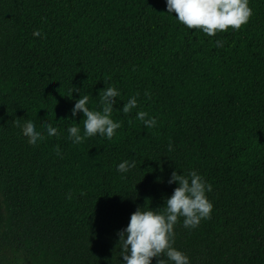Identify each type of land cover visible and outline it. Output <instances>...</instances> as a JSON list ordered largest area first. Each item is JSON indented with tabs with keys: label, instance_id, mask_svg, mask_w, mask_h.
<instances>
[{
	"label": "trees",
	"instance_id": "obj_1",
	"mask_svg": "<svg viewBox=\"0 0 264 264\" xmlns=\"http://www.w3.org/2000/svg\"><path fill=\"white\" fill-rule=\"evenodd\" d=\"M249 6L240 30L208 36L166 0H0V264H124L118 232L138 207L162 210L173 171L212 185L211 218L174 226L189 264H264V0ZM107 87L122 126L74 144L75 102L102 110Z\"/></svg>",
	"mask_w": 264,
	"mask_h": 264
},
{
	"label": "clouds",
	"instance_id": "obj_2",
	"mask_svg": "<svg viewBox=\"0 0 264 264\" xmlns=\"http://www.w3.org/2000/svg\"><path fill=\"white\" fill-rule=\"evenodd\" d=\"M166 5L168 13L174 12L181 24L189 29L201 30L208 36H215L218 32H225L230 28L240 30L253 15L249 0H166ZM33 35L40 37L42 33L35 31ZM216 46L223 47V42L217 40ZM73 91L80 90L70 89L69 98ZM119 95L120 93L114 87H107L100 91L99 100L102 110H90L89 95L81 96L75 102L72 115L75 117L78 112L83 113L84 134L81 135L79 127L72 126L68 129L69 139L74 144H80L86 137L99 134L111 140L116 130L122 126L121 123L111 118L114 111L113 105ZM145 95L150 94L146 92ZM136 107L137 99L133 96L124 104L122 111L128 114ZM137 119L149 128L157 123L144 111L137 113ZM14 124L22 127L23 135L29 138V144L35 145L45 138L42 132L36 130V125L31 120L21 125L17 119ZM44 127L47 136L59 135L58 129L50 122ZM171 150L170 145L169 151ZM56 153L60 155L59 147ZM135 166L134 161L129 163L125 160L118 165L117 170L127 172ZM169 183H177L178 186L166 199L161 211L144 210L138 207L131 214L128 226L118 232L124 264H152L153 258H156V264H167V261H172L174 264H189L187 255L173 246L175 243L174 226L179 222L180 217L184 218L183 226L186 228H196L201 220L211 218L214 206L207 198L206 192L212 191V185L206 183L203 177L195 171H191L188 175H178L176 171H173ZM68 199H72L70 194ZM165 256L167 260L163 258Z\"/></svg>",
	"mask_w": 264,
	"mask_h": 264
}]
</instances>
